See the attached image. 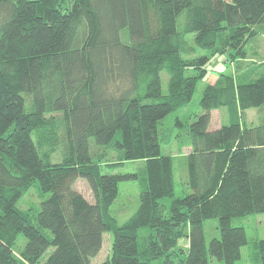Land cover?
<instances>
[{
  "label": "trees",
  "instance_id": "16d2710c",
  "mask_svg": "<svg viewBox=\"0 0 264 264\" xmlns=\"http://www.w3.org/2000/svg\"><path fill=\"white\" fill-rule=\"evenodd\" d=\"M262 35L264 0H0V264H91L105 233L99 264H236L248 238L233 221L264 213V111L257 123L246 112L264 109V62L246 49ZM215 56L237 74L206 85L194 121L163 126ZM221 108L230 123L210 130ZM175 138L189 148L182 196L175 158L162 153ZM128 161L140 168L110 172ZM136 180L139 207L120 223L111 207L120 183ZM35 185L49 196L18 208ZM211 219L220 238L207 245Z\"/></svg>",
  "mask_w": 264,
  "mask_h": 264
},
{
  "label": "rangeland",
  "instance_id": "374dc122",
  "mask_svg": "<svg viewBox=\"0 0 264 264\" xmlns=\"http://www.w3.org/2000/svg\"><path fill=\"white\" fill-rule=\"evenodd\" d=\"M189 48L195 47L193 44V35L188 37ZM261 45L263 46H260ZM260 48L259 54L255 52ZM247 52L249 56H254V59H257V62H264V39L250 42L247 47ZM188 53H192L189 50ZM229 56H215L211 62L208 64L209 76L204 80H200L197 84L196 91L192 100L183 108L173 111L170 113L167 118L163 121V126L170 127L172 123L175 122L177 118L183 120L186 123H191L194 121L197 116L202 113L200 108V101L202 98L203 90L208 83H214L218 76L222 73L229 75H236L235 64L230 63L227 59ZM260 71V70H256ZM163 87L166 89L168 83V74L166 72L162 75ZM264 109L261 108H252L248 109L247 120L249 123H257L260 119L261 114ZM211 125L210 130L217 129L221 125H227L230 123L227 109L221 108L211 112ZM181 131L176 130L174 134H177ZM189 151V148L180 147V144L175 138L170 145H162V153L166 155H172L175 158V176H176V187L175 194L176 196H182L185 193L190 192V187L188 185V168H187V159L186 155ZM110 158L114 159V153L110 154ZM140 161H128L124 167L111 170V173H127V172H136L140 168ZM75 188L82 193L89 201L94 200L92 190L90 189L88 183L79 179ZM49 195L41 194L37 189V186H32L27 193L20 199L17 203V207L23 210H34V208H39V205L44 201ZM139 196H140V185L136 181H125L120 183V192L111 207V213L114 217L118 219L120 223L126 221L130 218L139 207ZM234 225L243 226L246 229L248 244L242 248L241 259L236 264H260V258L258 254H261V250L264 248V213L250 215L244 218H237L234 221ZM204 232L206 244L209 245L210 241L214 238H220V231L218 229V220L211 219L204 223ZM145 234V229L140 231V235ZM113 241V235L111 233H105L103 236V247L100 254L93 258L91 264H99L104 262L111 252V245ZM27 240L23 236L18 238V246L23 247L26 244ZM178 249L187 250V244L184 243V240L179 242ZM47 258V255L44 257L42 263ZM160 261H156L153 264H161ZM209 264H222L215 257L209 258Z\"/></svg>",
  "mask_w": 264,
  "mask_h": 264
},
{
  "label": "crops",
  "instance_id": "0c3cea01",
  "mask_svg": "<svg viewBox=\"0 0 264 264\" xmlns=\"http://www.w3.org/2000/svg\"><path fill=\"white\" fill-rule=\"evenodd\" d=\"M261 39H264V35L257 37L256 39L252 40L251 42H253V41H257V42H258V41L261 40ZM260 46H263V45H261V43H260ZM259 52H260V48H259L255 53H256V54H259ZM253 57H255V55H254V56H249V55H248V60H249V61H252V60L257 61V59H254ZM218 128H219V127H218Z\"/></svg>",
  "mask_w": 264,
  "mask_h": 264
}]
</instances>
